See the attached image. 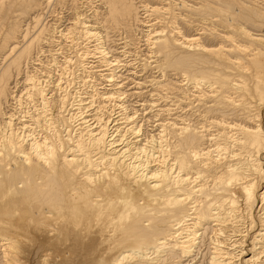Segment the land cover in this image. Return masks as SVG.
<instances>
[{"label":"bare ground","instance_id":"1","mask_svg":"<svg viewBox=\"0 0 264 264\" xmlns=\"http://www.w3.org/2000/svg\"><path fill=\"white\" fill-rule=\"evenodd\" d=\"M101 1L104 13L79 10L64 33L95 44L83 42L87 49L75 48L71 61L90 78L76 81L60 65L57 105L36 74L27 72L20 91L17 79L10 86L55 31L39 17L33 35L26 30L7 47L0 264H264V1L168 0L172 12L182 8L185 31L144 22L160 59L143 58L142 70L171 76L151 81L169 94L168 118L155 133L146 123L156 101L130 103L146 82L133 79L136 89H126L116 49L144 24L140 6ZM26 2L0 0V18ZM162 9L145 7L157 19ZM89 56L98 60L84 62ZM94 77L102 82L93 90L74 87ZM10 99L16 106L6 105Z\"/></svg>","mask_w":264,"mask_h":264},{"label":"rangeland","instance_id":"2","mask_svg":"<svg viewBox=\"0 0 264 264\" xmlns=\"http://www.w3.org/2000/svg\"><path fill=\"white\" fill-rule=\"evenodd\" d=\"M27 1L29 3L26 2V3L18 5L16 7L15 12L11 13L12 15L8 14L6 17H5V15H3V19L0 18V66L4 62L3 59L6 56V53L8 52L9 46L14 45L20 41L22 42L23 36L27 31H30L31 33H29V32L28 33L30 35H33V33H35L33 28L36 27L35 20H37L39 17L43 18V20L41 19V21L44 22V25H46V26L48 25L47 29L50 30L49 32H51V33H52V31H55V32L53 33L51 39H46L43 41L44 44L42 43L41 44L42 46L40 45L42 47V49L40 48L41 50L39 49L38 52L36 50V52L33 54L34 55L33 59H30L27 63L25 62L23 64L24 68H22L23 72L20 74V76L19 75L17 76L16 74H14L16 76H13V77H15V79L13 78V80H12L13 82L10 86L11 87L14 86L16 84V81L18 80L19 86L14 88V89H18L20 91V89H22V87H23L22 84H23V81L25 80L27 72H29L30 74L32 73L34 75L36 74V76L39 79L41 78V80H43V81L45 80V82H46V83L44 82L45 84L48 85L50 83L49 84L50 87H49V85L47 86V87H49L48 92H49V94L51 93L50 95L54 94V95H52V98H54V104H56L57 100L55 102V99H58L57 96H59L58 95L59 91L56 88V84L58 81L57 77H59V74H60L59 72L62 71V69H60L61 66L66 67L67 72L71 68V70H69L70 74L66 73V75L69 74L68 76L70 78L72 75H76L77 76L76 81H79L80 80L79 78L81 76H84V74H86V73L82 74V71H80L81 67L79 68L77 66L76 68H74L75 65L71 62V61L75 60L74 59L75 53H73L74 49L75 48H81L80 51H84V49L85 50L87 49L86 48L87 45L93 47V45L95 44V42L90 43V41L84 42V39L79 38V36L76 37L77 34H74V33L68 35L69 39L66 38V34L69 33V32H67L68 30H66V29L69 28L70 26H72L71 23L73 22V20H74L75 16L77 15V12L79 10H80L79 12L86 13V15L90 17V16L94 15V12L92 13V11H95V10H98V11H101L104 13L106 11V6L103 4V2L101 0H52V2L49 4H48L47 0H27ZM177 1L180 2V0H172V2H177ZM263 1L261 0V2H263ZM4 2H6V5H7V3L10 4L12 2V0H4ZM136 2H137V5L140 6L139 7L140 12H141L140 21L142 20L143 23L146 22L147 24H149V23L155 24V26H154L155 30H160L162 28H165V29L168 28L167 30H169V29L174 30L173 31L174 33H175V31H180L178 29H181V30L183 29V31H185V26L183 25V19L181 20V18H183L182 16H184L183 15L184 13H183L182 8H179V6H176L172 12V10L169 9L170 7H168L169 6L168 5L169 3L167 4L168 0H165V1L164 0H162V1L161 0H136ZM253 2L257 3L256 0L255 1L253 0ZM148 3L150 6H154V7L158 6L161 8L163 7L161 13L158 14V19L155 16H150L151 14L145 10V7ZM166 8H167V10H166ZM146 14H147V16H144ZM163 14H165V15H163ZM8 16H9V18H8ZM6 19H8V20H6ZM144 19H145V21H143ZM172 19H174L176 22ZM165 22L167 23V25L165 24ZM171 23H173L172 27H170ZM175 24H176V26H175ZM181 26H182V28H180ZM57 29L60 31H58ZM147 29H148V27L145 26V23L143 25L140 22L135 23L134 27H131V34L132 35H129V37H128V39H130V41H129L130 43L128 42V45H126L123 43V41H118V43H120V42L121 43L117 45L116 49H117V51L123 50V52H121L120 54H117V55L118 56L121 55L123 58V62L124 63L126 62L125 64L127 65L126 68H124V70H123L124 77H127L124 79V81H125L124 85L126 86V89L132 88V89H130L132 91L136 89V88H134V82L132 81L133 79L134 80L136 79L137 81H139V79H140L141 81L144 80L146 82L141 88L138 89L139 91H141L140 96L139 97L134 96V98L132 97L130 99L131 100L130 103L135 104L136 101L142 102V101H146V100L148 101V100H153V99L156 101L155 102L153 100L156 103V106L153 108V113L152 112L150 113V114H153L152 116H154L155 118H153V121L151 120L148 123H146L149 125L148 126L149 130L154 131L153 133H155V132H157L156 130L159 129L160 121L162 122V120H164V119L166 120L168 118L167 112L164 109L168 108L167 97L169 96V94L167 93V91H168L167 89L162 90V88H157L152 83L156 79L165 80V81H163V83H166L167 82L166 80L169 77L171 78V76H169L170 72L166 70L165 73H167L166 74L167 76L165 75L166 78H165V76L163 77L164 73L157 67H153V68L151 67L148 70H145V69L142 70V67H143L142 62L145 60V58H148L149 61L150 60L151 61H155V60L159 61V59H160L159 55L157 56V54L154 51H153L154 53H152L153 48L151 49L150 48L151 46L149 44H146L147 43V40H146L147 36H146L145 31ZM143 30H144V32H143ZM8 31H11L12 33L14 32L13 33L14 36L10 40L6 39V33ZM56 31H57V33H56ZM65 31L67 32L66 34H64ZM51 33H50V36H51ZM60 33H62V34H60ZM122 33L121 32H114V33H111V35H113V36L116 35L115 38L118 39L120 35H123ZM153 33H155V31H153ZM56 34H57V36L58 35L59 36L57 37ZM71 35L72 36L76 35V36H74L72 38ZM47 36H49V35H47ZM50 36L48 38H50ZM69 36H71V37H69ZM113 36H111L112 40L114 38ZM123 36H125V34ZM77 40H80V41H77ZM51 42H53V43H51ZM83 42L85 43L84 45L86 47L83 46V44H82ZM70 44L71 45L74 44L73 47H71ZM110 44L113 45L112 42H110ZM125 47H126V49H124ZM112 48L114 49L115 47L113 46ZM76 50H78V49H76ZM91 56H89L90 58H88V60L84 61V62L87 63L88 61L94 62V61L98 60L97 58L95 59V58H92ZM65 58L67 59L66 60L67 63L70 65H68L65 62ZM143 58H144V60L141 61ZM137 61H140V62L138 63ZM56 63H57V65H56ZM63 64H65L66 66ZM153 65H155V63ZM74 70H76V71H74ZM132 71H134L136 73L131 74ZM75 72H76V74H75ZM79 75H80V77H79ZM86 78L87 79L90 78L88 76V73L86 74ZM94 78L97 80L96 82H88L89 83L88 85H84L82 83H78V84L76 83L77 85H75L74 87L77 90H79L78 89L80 86L79 84H81L83 86H80V88L82 87L83 90H85V89L91 90V88L94 86L92 88V90H93L96 87L95 85H97L95 83H98V81H99V83L102 82L98 78H96V77H94ZM151 81H152V83H151ZM103 83H104L103 85H106L105 82H103ZM90 84L92 85V87H90L91 86ZM75 88H73L72 90H76ZM9 101L10 102H6V105L8 104L10 107L16 106V103H14V100L10 99ZM154 123H156V124H154ZM151 127L153 128V130Z\"/></svg>","mask_w":264,"mask_h":264}]
</instances>
